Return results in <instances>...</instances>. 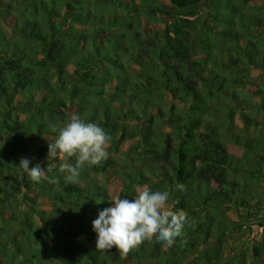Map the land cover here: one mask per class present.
Listing matches in <instances>:
<instances>
[{
	"label": "trees",
	"instance_id": "trees-1",
	"mask_svg": "<svg viewBox=\"0 0 264 264\" xmlns=\"http://www.w3.org/2000/svg\"><path fill=\"white\" fill-rule=\"evenodd\" d=\"M201 3L0 0V264L245 261L239 253L225 257L235 224L214 213L250 206L249 189L230 177L262 182L264 153L236 138L255 158L248 165L231 153L209 105L244 92L264 110V85L240 75L245 68L264 73V0H209L213 14L199 12ZM71 107L107 131L110 151L135 140L139 165L115 168V188L88 180L111 170L115 155L86 166L77 184L65 183L61 159L39 183L19 174L21 158L47 168V144L55 139L49 124H63ZM145 184L171 190L174 210L187 217L181 235L171 245L145 240L124 255L97 250L91 225L98 211L110 206L112 193L132 199V186ZM253 250V264L264 263V245Z\"/></svg>",
	"mask_w": 264,
	"mask_h": 264
},
{
	"label": "clouds",
	"instance_id": "clouds-1",
	"mask_svg": "<svg viewBox=\"0 0 264 264\" xmlns=\"http://www.w3.org/2000/svg\"><path fill=\"white\" fill-rule=\"evenodd\" d=\"M49 129L55 139L47 144V168L42 169L39 163L30 167L28 158H21L17 166L19 174L33 182L39 183L46 171L53 170L52 161L61 159L60 171L65 183L77 184L86 166L99 165L109 155L111 137L94 122L72 115L63 124L50 123ZM132 187L134 198L113 197L110 206L98 211L92 221L97 250L115 248L124 255L145 240L155 239L157 243L171 245L181 235L187 222L186 213L174 210L177 201L171 199L168 187L152 189L147 184ZM176 190L183 191L184 186L177 184Z\"/></svg>",
	"mask_w": 264,
	"mask_h": 264
},
{
	"label": "rangeland",
	"instance_id": "rangeland-1",
	"mask_svg": "<svg viewBox=\"0 0 264 264\" xmlns=\"http://www.w3.org/2000/svg\"><path fill=\"white\" fill-rule=\"evenodd\" d=\"M209 0H203L200 7L198 8L201 13L213 14L214 10L209 9ZM209 15V14H208ZM155 28L160 27L159 24L154 25ZM201 51V50H200ZM225 74V73H224ZM226 78L233 80L236 74L227 73ZM241 77L247 78L250 81H255L256 83L264 85V73L259 70L245 68L240 72ZM238 97H232L228 92L227 95H221L218 100L210 102V111L215 115H220V118L214 121L215 125L220 124L222 126V133L224 135V142L228 150L233 153L237 158L245 161V164L251 165L247 161L254 159L255 157L250 156L245 151V145L239 146L234 144L232 140L234 138L240 139L242 143L254 142L253 144L259 145L261 148L258 152L264 153V110L258 105L259 100L253 95L246 94L244 92H239ZM231 104L233 105L234 112H229L231 110ZM72 115L74 107H71ZM25 111H20L19 115L23 118L26 115ZM246 117L252 121L253 124H249ZM247 121V122H246ZM256 122V123H254ZM135 140L124 139L120 145V151L114 153L110 151V143L107 149L109 155H115L117 164H114L111 170L101 172L99 174L91 172L88 175V180L91 183H96L100 186H106L111 190L115 188L113 183V174L115 168L121 170L122 168H130L135 165H139L138 157L139 150L136 148ZM248 155L249 157H246ZM254 165V163H253ZM249 167V166H248ZM250 171L252 169H249ZM231 180H236L237 183L241 185V191L244 188L249 189L250 195L247 196V201L250 203L248 208L243 207L237 209L236 206H231V208L223 207L218 213L214 215L220 220L228 221L229 224H235L233 228L229 229V237L226 238L227 242L224 246L225 257L229 258L234 253H239L241 255V261L245 259L242 264H253L258 262L257 256L254 255V246L264 245V178L262 182L251 179L249 176L241 177V175L233 174L231 175ZM108 179H111L110 181ZM167 187V186H165ZM115 197V194H111ZM246 218V220H245ZM243 226L242 230L239 229ZM240 262L236 259L233 263ZM131 264V263H126ZM264 264V263H261Z\"/></svg>",
	"mask_w": 264,
	"mask_h": 264
}]
</instances>
